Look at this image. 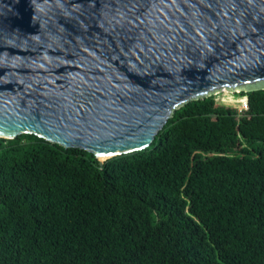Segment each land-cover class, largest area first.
Masks as SVG:
<instances>
[{
	"label": "trees",
	"instance_id": "16d2710c",
	"mask_svg": "<svg viewBox=\"0 0 264 264\" xmlns=\"http://www.w3.org/2000/svg\"><path fill=\"white\" fill-rule=\"evenodd\" d=\"M236 95L247 112L191 101L103 164L0 138V264H264V90Z\"/></svg>",
	"mask_w": 264,
	"mask_h": 264
},
{
	"label": "water",
	"instance_id": "95a60500",
	"mask_svg": "<svg viewBox=\"0 0 264 264\" xmlns=\"http://www.w3.org/2000/svg\"><path fill=\"white\" fill-rule=\"evenodd\" d=\"M234 90H264V0H0V138L103 164Z\"/></svg>",
	"mask_w": 264,
	"mask_h": 264
},
{
	"label": "rangeland",
	"instance_id": "374dc122",
	"mask_svg": "<svg viewBox=\"0 0 264 264\" xmlns=\"http://www.w3.org/2000/svg\"><path fill=\"white\" fill-rule=\"evenodd\" d=\"M238 92H239L238 90L224 91V92L222 91V92L214 93L213 96H215L218 105H221L226 108H230L231 110L233 108L234 110H236L237 113L247 112L246 111L247 108L245 105V101L247 97L246 98L237 97L236 94ZM252 120L254 122H258V120L255 118H253ZM224 140L229 149H235L237 152H239L240 150V147H238L239 135L237 133L230 136H226Z\"/></svg>",
	"mask_w": 264,
	"mask_h": 264
},
{
	"label": "bare ground",
	"instance_id": "6f19581e",
	"mask_svg": "<svg viewBox=\"0 0 264 264\" xmlns=\"http://www.w3.org/2000/svg\"><path fill=\"white\" fill-rule=\"evenodd\" d=\"M223 92H224V91H223ZM107 158H108L107 156H100V157H99L100 160H105V159H107Z\"/></svg>",
	"mask_w": 264,
	"mask_h": 264
},
{
	"label": "built area",
	"instance_id": "2783aa9c",
	"mask_svg": "<svg viewBox=\"0 0 264 264\" xmlns=\"http://www.w3.org/2000/svg\"><path fill=\"white\" fill-rule=\"evenodd\" d=\"M246 98V97H245ZM245 105H246V111H248V104H247V98H246V101H245Z\"/></svg>",
	"mask_w": 264,
	"mask_h": 264
}]
</instances>
